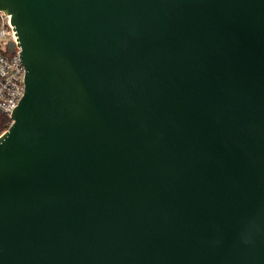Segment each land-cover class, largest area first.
I'll use <instances>...</instances> for the list:
<instances>
[{
	"label": "water",
	"instance_id": "1",
	"mask_svg": "<svg viewBox=\"0 0 264 264\" xmlns=\"http://www.w3.org/2000/svg\"><path fill=\"white\" fill-rule=\"evenodd\" d=\"M0 10V264H264V0Z\"/></svg>",
	"mask_w": 264,
	"mask_h": 264
},
{
	"label": "built area",
	"instance_id": "2",
	"mask_svg": "<svg viewBox=\"0 0 264 264\" xmlns=\"http://www.w3.org/2000/svg\"><path fill=\"white\" fill-rule=\"evenodd\" d=\"M11 15L0 10V41L8 42L0 50V111L11 117L25 94L26 68L20 56L19 48L9 52V44H18V36L11 22Z\"/></svg>",
	"mask_w": 264,
	"mask_h": 264
},
{
	"label": "trees",
	"instance_id": "3",
	"mask_svg": "<svg viewBox=\"0 0 264 264\" xmlns=\"http://www.w3.org/2000/svg\"><path fill=\"white\" fill-rule=\"evenodd\" d=\"M11 123H12L11 118L0 111V135L8 130Z\"/></svg>",
	"mask_w": 264,
	"mask_h": 264
},
{
	"label": "rangeland",
	"instance_id": "4",
	"mask_svg": "<svg viewBox=\"0 0 264 264\" xmlns=\"http://www.w3.org/2000/svg\"><path fill=\"white\" fill-rule=\"evenodd\" d=\"M7 45H8V42H6V41H0V50L1 49H4L5 47H7Z\"/></svg>",
	"mask_w": 264,
	"mask_h": 264
}]
</instances>
